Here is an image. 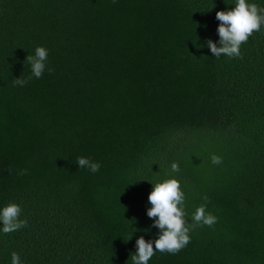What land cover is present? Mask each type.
I'll use <instances>...</instances> for the list:
<instances>
[{"label":"trees","instance_id":"16d2710c","mask_svg":"<svg viewBox=\"0 0 264 264\" xmlns=\"http://www.w3.org/2000/svg\"><path fill=\"white\" fill-rule=\"evenodd\" d=\"M235 3L0 0V210L27 220L9 234L0 222V264H133L136 240L160 234L149 193L170 178L190 243L148 264H264V24L242 58L207 45ZM202 204L217 223L192 229Z\"/></svg>","mask_w":264,"mask_h":264},{"label":"clouds","instance_id":"9594fccd","mask_svg":"<svg viewBox=\"0 0 264 264\" xmlns=\"http://www.w3.org/2000/svg\"><path fill=\"white\" fill-rule=\"evenodd\" d=\"M216 19L220 21L217 28L220 46H217V43L212 40H208L207 45L211 53L216 58L222 55L229 58H242L241 45L246 43L254 32L260 31L264 24V8L255 3H247L246 0H236L235 6L230 10L217 11ZM47 57L48 52L42 46L36 47L34 55L27 56L26 61L30 65L32 77L37 79L42 77ZM48 70L52 71L51 68ZM13 83L22 87L27 81L16 78ZM211 161L218 165L222 163V158L213 154ZM76 163L79 168H88L93 173L100 169L98 162L87 157H77ZM26 172L27 169H21L20 175H24ZM171 172H179L178 163L171 164ZM207 199L205 196L204 200L207 201ZM184 201L185 194L176 178L153 184L148 196V202L152 207L147 210V215L149 218H153L154 226L160 230V234L154 242L146 241L143 236L136 240L137 250L131 255L133 264H148L156 252L176 254L190 243V228L186 220ZM21 211L20 205L16 203H9L0 210L3 233H13L27 226V220L19 218ZM191 219L193 221L192 229L197 226L212 227L217 223V217L207 212L206 206L203 204L195 209ZM11 264H21L16 252L11 255Z\"/></svg>","mask_w":264,"mask_h":264}]
</instances>
